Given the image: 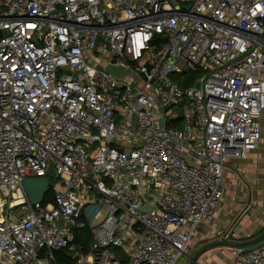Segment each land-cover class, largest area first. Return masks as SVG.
<instances>
[{
	"label": "built area",
	"instance_id": "obj_1",
	"mask_svg": "<svg viewBox=\"0 0 264 264\" xmlns=\"http://www.w3.org/2000/svg\"><path fill=\"white\" fill-rule=\"evenodd\" d=\"M263 115L264 0H0V264H178Z\"/></svg>",
	"mask_w": 264,
	"mask_h": 264
},
{
	"label": "crops",
	"instance_id": "obj_2",
	"mask_svg": "<svg viewBox=\"0 0 264 264\" xmlns=\"http://www.w3.org/2000/svg\"><path fill=\"white\" fill-rule=\"evenodd\" d=\"M264 116V115H263ZM263 139L257 151L246 160L231 161L226 169L224 198L212 219L203 221L192 241L193 256L200 249L215 243L222 244L203 253L196 264H237L233 249L264 235V120ZM236 231L237 237L221 241L217 231ZM264 244V238L256 247ZM195 248V249H194ZM182 261L181 264H191Z\"/></svg>",
	"mask_w": 264,
	"mask_h": 264
},
{
	"label": "water",
	"instance_id": "obj_3",
	"mask_svg": "<svg viewBox=\"0 0 264 264\" xmlns=\"http://www.w3.org/2000/svg\"><path fill=\"white\" fill-rule=\"evenodd\" d=\"M105 70L110 75L119 79L125 73L126 67L122 63L108 64L105 67ZM57 179H58V174L54 168L50 169L47 177L26 179L23 183V189H24V192L27 195L29 201L32 204L42 203L44 201L46 193H48L50 190V185H51L50 180H57ZM141 210L149 211V210H151V207L146 205V206L142 207ZM263 238H264V235L262 237L256 239V240H254V241L239 244L237 246L242 247V248H250L251 246L261 242ZM222 244L232 245L230 243H221V242L215 243L212 245H208L207 247H204V248H202L196 252V254L192 257L191 264H196L198 258L203 253L208 251L209 249L214 248V247L219 246V245H222ZM232 246H235V244H233Z\"/></svg>",
	"mask_w": 264,
	"mask_h": 264
},
{
	"label": "trees",
	"instance_id": "obj_4",
	"mask_svg": "<svg viewBox=\"0 0 264 264\" xmlns=\"http://www.w3.org/2000/svg\"><path fill=\"white\" fill-rule=\"evenodd\" d=\"M50 193L47 196V201L52 200V194H50ZM91 242H92V239H91V235H90V232L88 229H83V230L76 233L75 243L81 244L84 252H87L90 249ZM59 259L61 260L60 255H59Z\"/></svg>",
	"mask_w": 264,
	"mask_h": 264
},
{
	"label": "rangeland",
	"instance_id": "obj_5",
	"mask_svg": "<svg viewBox=\"0 0 264 264\" xmlns=\"http://www.w3.org/2000/svg\"><path fill=\"white\" fill-rule=\"evenodd\" d=\"M264 120V116H263V119H262V121ZM91 245H92V243H91ZM195 249V248H194ZM193 254H194V251H193V248H192V244H191V249H190V251H189V253H187V255L186 256H184L179 262H178V264H181V262L182 261H189V259L188 258H190L191 257V260H192V257H193ZM184 261V262H185Z\"/></svg>",
	"mask_w": 264,
	"mask_h": 264
}]
</instances>
